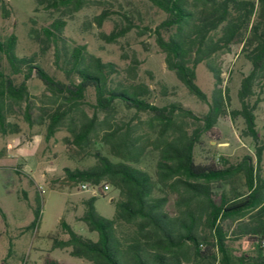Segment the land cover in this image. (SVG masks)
<instances>
[{"label": "trees", "instance_id": "1", "mask_svg": "<svg viewBox=\"0 0 264 264\" xmlns=\"http://www.w3.org/2000/svg\"><path fill=\"white\" fill-rule=\"evenodd\" d=\"M147 1L166 17L153 29L144 30L152 32L167 70L190 95L208 104L205 114L196 116L179 104L153 105L151 90L137 81L135 67L120 69L84 47H68L63 35L66 22L55 19L42 28L40 42L52 46L54 64L63 80L45 72L34 56L20 57L15 35L0 36V135L19 132L18 125L10 121L17 111L32 123L34 103L26 81L35 76L45 91L38 121L45 125V139L65 128L74 147L87 148L99 138L109 155L119 160L113 162L95 153L93 166L65 169L68 182L108 186L118 192V199L112 219L97 212L94 204L98 196L86 199L79 220L97 233L98 239H85L63 222L68 238H53L54 249L69 248L71 256L91 264H264V131L258 134L255 117L264 100V0ZM33 2L35 11H58L61 7L78 11L86 4V0ZM1 8L6 11L3 4ZM106 17V13L97 16L96 24L100 26ZM131 24L102 36L113 43L133 28ZM235 44L251 69L237 91L240 108L229 115L243 120L244 134L255 146V160L243 156L230 162L221 157L217 164H196V145L204 134L213 135L219 119L227 113L229 95L222 86V66L217 59L230 53ZM201 64L214 80L209 98L196 84V69ZM18 77L22 80L17 81ZM88 90L94 93L91 115L84 110ZM118 105L135 111L128 122L114 121ZM142 114L147 115L145 120L140 119ZM149 151L157 154L154 177L131 164ZM239 175L244 191H215L214 183ZM169 195L175 196L173 212L167 209ZM37 200L34 220L25 230L38 225L39 195ZM0 215L5 218L1 209ZM242 241L251 251L239 252L233 247ZM11 254L9 242L0 264H7ZM45 264L58 263L47 260Z\"/></svg>", "mask_w": 264, "mask_h": 264}, {"label": "rangeland", "instance_id": "2", "mask_svg": "<svg viewBox=\"0 0 264 264\" xmlns=\"http://www.w3.org/2000/svg\"><path fill=\"white\" fill-rule=\"evenodd\" d=\"M5 7L3 11L1 6ZM61 7L58 11H35L33 0H0V36L15 35L16 52L22 56H34L39 66L49 75L63 80L61 72L54 64L52 46L48 48L40 42L41 30L55 19L66 22L63 35L68 47L81 46L85 51L100 57L104 62H113L120 69L135 67L138 82L146 84L150 90V102L158 107L179 104L196 116L205 114L208 104L198 101L190 95L177 80L174 73L167 70L164 55L156 46L150 31L166 17L147 0H86L78 11ZM102 13L107 17L101 25L95 18ZM131 22L132 29L124 36L109 43L102 35L118 31ZM148 27L150 30H144ZM147 28V29H148ZM38 34V36H37ZM222 66V86L227 88L229 103L226 115H223L213 135L204 134L194 149L196 164L219 163L223 157L230 162H237L243 156L255 160V146L250 137L244 134L245 126L240 117L232 119L229 112L240 108L237 91L243 76L251 69L250 64L240 54V46L235 44L228 54L217 59ZM22 78L18 77L17 81ZM196 84L210 97L214 80L205 65L196 69ZM31 101L34 105L30 112L31 124L24 119L22 111H17L10 118L19 127L16 134L0 135V263L5 259L9 242L12 254L7 264H45L54 260L58 264H91L69 254L70 249H54L53 238L66 240L68 235L62 230V223L70 226L81 237L96 241L98 235L90 232L80 221L85 211L84 199L92 196L88 191H80L79 184H72L65 177V169L87 168L96 163L95 153L119 160L109 155L108 148L99 138L84 149L71 145L70 134L65 128L58 130L49 140L45 139L46 128L39 124L43 94V84L33 76L26 81ZM165 93V96L163 95ZM261 97H264L262 95ZM84 110L91 115L94 93L88 90ZM135 114L133 109L118 105L115 110V122H128ZM145 120L146 114L139 115ZM256 130L259 135L264 131V100L255 111ZM102 119L103 115L99 114ZM157 154L147 152L132 166L142 169L154 177ZM219 165V164H218ZM220 166V165H219ZM264 169V152H263ZM215 191L229 192L231 188L244 191L243 177L230 181L214 183ZM158 195L161 193L157 192ZM40 196V216L37 227L25 230L34 220L33 208ZM118 192L109 188L104 196L95 201L97 212L106 219L114 216V201ZM175 196L169 195L167 209L174 211ZM239 252L251 251L246 242L233 244Z\"/></svg>", "mask_w": 264, "mask_h": 264}, {"label": "built area", "instance_id": "3", "mask_svg": "<svg viewBox=\"0 0 264 264\" xmlns=\"http://www.w3.org/2000/svg\"><path fill=\"white\" fill-rule=\"evenodd\" d=\"M80 191H88L92 194V196H99L101 193H105L109 190L108 186H104L103 188H100L99 186H93L87 183L80 184L79 185Z\"/></svg>", "mask_w": 264, "mask_h": 264}, {"label": "crops", "instance_id": "4", "mask_svg": "<svg viewBox=\"0 0 264 264\" xmlns=\"http://www.w3.org/2000/svg\"><path fill=\"white\" fill-rule=\"evenodd\" d=\"M91 197V196H90ZM90 197H88V198H86V199H89ZM86 199H84V200H86Z\"/></svg>", "mask_w": 264, "mask_h": 264}]
</instances>
